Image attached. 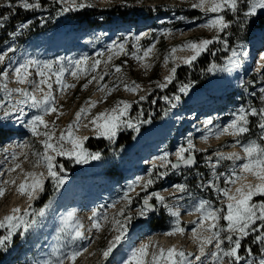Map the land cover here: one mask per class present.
<instances>
[{"label":"rangeland","instance_id":"rangeland-1","mask_svg":"<svg viewBox=\"0 0 264 264\" xmlns=\"http://www.w3.org/2000/svg\"><path fill=\"white\" fill-rule=\"evenodd\" d=\"M55 3L59 7L57 0H47ZM92 5L89 10H96L102 14V19H97L91 26L76 24L70 17L72 13L78 11H69L67 13H60L59 16L52 17L46 15L48 26L37 25L30 29L29 37L25 43H19L17 37L12 39L7 36V32L13 30V25L10 23L5 29H0V37H6L0 43V52H4L7 47H13L15 52L8 53L7 56L22 61L24 58H36L39 60H50L56 57H63V63L67 67L69 59H79L82 55H86L91 59H107L108 45L112 41L120 42L124 37H128V42L125 43V51L128 55L123 53L113 55L112 60L107 67L101 63L98 65L97 72L105 74L104 79L100 81V85L115 88L110 94L104 98V92L98 90L99 85L94 81L88 85L87 88L82 89V85L86 83L91 76L96 73H85L78 79H74L70 71L64 74V81L75 84L74 88H69L64 92L54 91L56 97V107L58 113L49 114L45 119L49 121H56L57 135L59 130L72 122L75 118V113L81 106H86L87 101H98L96 106L91 109L88 117H83L80 121L81 127L78 135L87 136L88 139L102 140L107 144L105 152H100L101 156L98 160H89L87 163L75 164L71 163L66 157H57L59 163L65 166H70L71 171H66L63 175L66 177L63 185L60 186L59 191L54 192L52 181L50 178H45V190L37 196L35 200L29 201L26 195H20L16 192V185L21 181L22 173L19 169L9 172L8 169L14 164L18 163L25 171H32V151L41 150L38 143V138H35L31 133L23 127L22 124H17L12 120L0 121V131L6 132V137L0 139V187L5 188L3 196H0V218L10 212L13 207H18L23 210L29 204L33 209H38L49 203L51 196V206L46 210L43 217H38V223L26 234L25 238L19 235L14 236L13 243L7 252L0 250V264H32L33 259H39L49 254L52 246L55 244V229L58 226V217L68 211H75L77 202L87 205L88 207H95L97 217L100 224V229L97 231L91 228V214L92 211L86 207L80 210L81 224L83 225L82 232L84 239L77 243L81 247V255L78 256L74 264H117L112 258L116 252L123 246H132L136 242L139 244L151 239L153 242L163 246V233L170 230L172 218L163 208V205H155V198L150 199L155 207L148 215L144 217L135 216V210L142 203L143 197L152 192H158L164 196L168 204L176 206L180 211V223L185 229L183 237L181 235L168 236V246L174 243H179L182 248L188 252H194L196 246L191 239V229L194 227L193 221L198 219V214L189 212L191 206L198 198L211 199L214 204L218 206L215 194L210 189L201 191L195 185L197 178L195 173L197 171L204 173L205 178L210 175V169L204 162L205 156H213L215 150L224 153L239 151V148H232L230 144L234 138L231 136H221L216 138L210 135L208 140L202 141L199 137L204 134L205 128L202 123L205 119L211 117L213 124L209 127L215 129L217 125L226 124L230 119V113L238 108L241 104L248 106L251 104L254 107H260L259 103V89L264 87V61L260 60V55L264 52V22L258 26L257 18L261 17L264 21V12H260L257 16L250 18V24L242 31L237 30L233 25V30L230 32V38H237L235 43L243 44L248 52L247 57L242 59V67L246 64V68L241 70L242 78L235 84L222 85L219 82L222 80L224 73H205L204 82L197 87L191 86L187 94L178 93L177 79L184 78L185 70L194 66H200L204 63V57L209 53H202L191 66L182 63L177 64V73L171 83L163 90L156 87L157 82H163V77L168 74L172 67V61L164 64V55L158 51V40L163 38L166 44L172 47L180 45L188 40H196L202 38H210L214 35L208 29L199 28L197 25L203 23L204 20L190 21L189 15L183 12L192 9L190 7L194 0H86ZM4 0H0V5ZM122 6L120 11L121 17H109L113 13L116 6ZM143 7H160L162 14L155 15V11H151L149 18L148 11ZM81 10V9H79ZM199 11V10H198ZM184 17L183 20H178L177 17ZM44 17V16H43ZM162 28H172L173 32L165 36L161 31ZM103 33V35H100ZM141 33L147 35L140 36ZM100 36L99 40L94 39L95 36ZM140 36L138 41H134L133 37ZM135 42L139 49L147 48L153 45L152 52L145 58L144 63L149 67L145 69L140 62L136 61L132 56L134 49L132 43ZM146 42V44H144ZM255 45H259L261 51H252ZM217 44L210 45L212 51H216ZM228 50L219 51L214 58L218 59L220 54L226 53ZM230 51V50H229ZM178 52L175 55L178 57ZM143 55L142 51L137 53ZM202 61V62H200ZM126 62V63H125ZM252 63V68L249 71V65ZM120 65L121 72L116 73L114 66ZM7 66V57L5 63L0 64V71ZM34 73L33 69H30ZM157 75L155 79L154 76ZM35 76L33 75V77ZM54 79V78H53ZM219 81V82H218ZM137 83L141 85V90L135 94L126 91L123 87L125 83ZM8 88H14L17 85L9 75L6 81ZM176 88V93L180 95V100L176 103V107H172L162 97L173 96V91ZM55 89V85H54ZM252 93H256L252 96ZM146 95L144 101L139 100V96ZM3 93H0V98ZM15 96H13V101ZM124 100L131 104L128 110V118H136L138 112H147V118L151 123L141 124L140 131H134L130 128H121L117 131L114 141H109L104 137L94 135L92 129L85 128L83 125L88 123L92 115L106 108H111L117 101ZM160 101V107L154 112L156 103L153 101ZM143 103L145 107L137 106ZM137 106V107H136ZM167 114H165V110ZM26 113H35V110L25 108ZM149 113L151 115L149 116ZM2 115V112H0ZM143 119V118H142ZM258 118H251L255 121ZM252 127V132L249 134L255 138L256 129ZM160 131L157 133L159 138L156 141H147L141 145H137L135 141L139 140V136L147 131ZM125 132H132L133 137L130 143L117 147V141L120 134ZM191 134V138L195 144V156L198 165L189 171L186 168L169 171L167 176L158 178L153 176L154 183L147 189L141 190L139 187L134 192L129 193L132 197V204L128 207L131 209L132 219L128 224L129 231L121 239L120 244L113 249L107 259L102 257V249L107 247V243L112 239L116 233L113 231L111 221L121 207H125V201L122 199L127 185L131 181H135L138 177L145 179L149 176V169L152 168V163L146 161L142 166L135 165L136 158L140 154L145 156L152 155L151 153L158 150L160 156L164 151L174 153L175 149L185 143V138ZM248 136H245L247 139ZM136 141V142H137ZM132 142L134 145H131ZM153 142V143H152ZM152 143V144H151ZM18 144L28 145L27 147H17ZM37 144V145H34ZM138 146H136V145ZM148 144V145H147ZM71 147V145H68ZM7 149V151H3ZM87 149V148H86ZM88 150V149H87ZM89 152H93L88 150ZM15 153L17 159L13 161L12 154ZM27 153L28 159H25L24 154ZM141 156V155H140ZM169 159L174 161L175 156L170 155ZM213 156V160H214ZM230 161H222L217 166L218 171H226L230 167ZM36 171H44L42 168L35 169ZM165 171V168L160 167V162H156V168L153 172ZM187 178V179H185ZM15 179L16 185H5V180ZM223 178H221V186ZM249 181H255L249 176ZM173 183H186L188 185V192H192L193 196L189 197L187 192H174L171 185ZM45 199V202H41ZM264 200V196L257 195L253 197V201L259 203ZM41 204V205H40ZM128 212H125L127 215ZM188 215V219L185 216ZM107 219H104V217ZM119 218V217H117ZM165 223L164 228H154L153 225ZM259 226V222H257ZM91 229V230H89ZM0 234H3V229H0ZM188 234V235H187ZM254 233L244 238L243 242H250ZM225 245L227 242H224ZM137 244V246L139 245ZM257 249L259 244H254ZM209 245L208 250L212 249ZM86 249V250H83ZM254 254V253H253ZM256 255V254H254ZM244 256V255H241ZM194 258V257H193Z\"/></svg>","mask_w":264,"mask_h":264},{"label":"snow or ice","instance_id":"snow-or-ice-1","mask_svg":"<svg viewBox=\"0 0 264 264\" xmlns=\"http://www.w3.org/2000/svg\"><path fill=\"white\" fill-rule=\"evenodd\" d=\"M62 5L57 9V14L76 11L79 9L91 8L92 5L86 0H57ZM41 0H4L0 5V9L7 11L0 12V29H5L16 15L17 9L24 12L35 11L41 9ZM190 7L198 9L203 13V23L198 24L199 28L208 29L213 32L210 38H202L199 40H188L184 43L174 46L164 56V64L167 65L169 60L172 61V67L168 74L163 77V82H157L156 87L163 90L171 83L177 73V64L191 66L202 53L211 52L214 57L216 52L230 49L227 55L223 57L222 63L211 62L206 69L202 71L207 73H231L241 66L242 59L247 57L248 52L243 44L231 43L230 32L231 26L235 25L237 30H244L250 24V18L257 16L260 12H264V0H194ZM231 15L232 19L227 16ZM178 20H183L184 17H177ZM43 23V21H41ZM32 24L31 20L21 21L13 25V30L7 32V36L15 39L24 30L29 29ZM161 31L165 36L173 32L172 28H162ZM100 35H103L101 33ZM147 35L141 33L140 36ZM140 36L133 37L134 41H138ZM94 39L99 40L100 36H95ZM128 42V37H124L122 41H112L108 45V57L105 60L91 59L86 55H82L79 59H69L67 67H65L63 57H56L50 60H39L36 58H24L22 61L7 56L8 53L15 52L13 47H7L4 52H0V64L5 63L7 57V66L0 71V93L3 97L0 98V121L12 120L17 124H22L28 129L31 135L38 138V143L41 150H33L32 171H25L20 164L16 163L8 169L13 172L19 169L22 173V179L16 185L15 179L5 180L4 184L16 185V192L20 195H26L29 201L35 200L39 193L45 190V178H50L52 181L53 191H59L60 186L64 184L66 177L65 165L57 161V157H66L71 163L82 164L89 160H98L101 156L99 151L89 152L84 147V141L87 136L78 135L81 127V119L88 117L92 108L96 106L98 101H87L86 106H81L75 113V118L72 122L59 130L55 127L56 121L45 119L49 114L58 113L56 107V97L54 91L64 92L69 88H74L76 85L64 81V74L70 71L74 79L80 78L85 73L91 72L96 75L82 85V89L94 81L99 85L98 90L108 94L115 88L100 85V81L104 79L105 74L97 72L98 65L103 63L106 67L112 60L113 55L123 53L125 51V43ZM217 44L216 51H212L209 46ZM153 45L147 48L139 49L137 43H132V56L147 69L149 65L144 63L152 52ZM139 51L143 55H138ZM177 51H189L187 56L177 57ZM260 60L264 61V54L260 55ZM126 63V62H125ZM264 67V64L260 65ZM34 70V73L30 71ZM114 71L121 72V66L115 65ZM11 75L15 84L14 88H8L6 81ZM35 76V78H31ZM54 78V79H53ZM55 85V89H54ZM126 91L136 93L141 90V85L135 82L123 85ZM191 87V81L188 83H180L177 86L178 93L187 94ZM259 101L262 106L254 107L248 104L247 107L241 104L238 108L230 113L231 119L226 123L217 125L215 129L209 127L213 124L211 117L202 121L205 132L199 138L202 141H207L210 135L216 138L221 136H231L234 138L230 144L232 148H239V151L224 153L219 150L213 152V156H205L204 162L210 169V175L205 178L204 173L197 171L196 187L201 191L210 189L215 194L218 206L211 199L198 198L191 206V215L193 212L198 214V219L193 221L194 227L191 229V239L196 246L195 253L186 252L182 247L175 245L167 248L160 246L151 239L140 243L138 246H132L126 253V257H122L119 264H264V200L256 203L253 197L260 195L264 196V87L259 89ZM255 96L256 93H252ZM13 96L15 100L13 101ZM146 95L139 96L140 101L146 99ZM172 107H176V103L180 100V95L173 94L162 97ZM155 103V101H153ZM131 104L127 101H117L111 108H106L103 111L92 115L85 128H91L94 135L104 137L111 141L115 140L117 131L121 128H130L134 131H140L141 124L151 123L150 119H142L143 111L138 112L136 118L124 119L128 116V110ZM25 108L35 110V113H26ZM169 109L165 110L167 114ZM151 113H149V116ZM251 118H258L255 121ZM256 129L255 138L249 135L252 132V127ZM248 136L245 139V136ZM71 145V147H68ZM28 145L18 144L17 147L24 148ZM3 151H7L4 149ZM195 144L191 138V134L185 138V143L178 146L174 153L164 151L160 156L155 157L152 163V168L149 169L147 179L138 177L135 181L128 183L124 191L122 199L125 201V207H121L111 221L113 231L116 233L112 239L108 241L107 247L102 249V257L107 259L113 249L120 244L121 239L125 237L129 231L128 224L132 219L131 209L128 207L132 204V197L129 193L134 192L137 187L141 190L147 189L155 181L153 176L163 178L167 176L169 167L171 170H179L183 165L186 169H191L196 164ZM170 155L175 156V160L169 159ZM25 159H28L27 153L24 154ZM12 159H17L16 154H12ZM156 161L160 162V167L165 168V171L153 172L156 168ZM222 161H230V167L226 171H218L217 166ZM42 168L44 171H36L35 169ZM249 176L255 183L249 181ZM221 178L223 186H221ZM187 179V178H185ZM174 192H187L189 197L193 196L192 192H188L186 183H173L171 185ZM5 192L4 187H0V196ZM155 198V205H163V208L172 218L170 230L165 231L163 235H184L185 229L180 223L179 208L170 205L158 192L146 194L143 197L142 203L135 210V216L144 217L153 210L155 205L150 203V199ZM51 196L49 203H45L43 207L33 209L29 204L23 210L18 207H13L8 214L0 218V229H3V234H0V250L7 252L13 243L14 236L19 235L25 238L26 234L38 223V217H43L46 210L51 206ZM128 212L125 215V212ZM97 217V211L93 209L90 220L91 228L97 231L100 229V224ZM119 217V218H117ZM104 219H107L105 216ZM58 226L55 229V244L49 254L39 259H33L32 264H74L76 258L81 255V247L78 241L84 239L82 232L83 225L79 220L75 219V212L68 211L58 217ZM259 222V226H257ZM91 230V229H89ZM250 233L255 235L251 239L252 244H259L258 249H252L249 246L243 245L244 238L250 236ZM227 242L225 245L224 242ZM209 245L212 249L208 250ZM86 250V249H83ZM240 251L245 253L240 255ZM256 253L254 255L253 253ZM194 257V258H193Z\"/></svg>","mask_w":264,"mask_h":264},{"label":"trees","instance_id":"trees-1","mask_svg":"<svg viewBox=\"0 0 264 264\" xmlns=\"http://www.w3.org/2000/svg\"><path fill=\"white\" fill-rule=\"evenodd\" d=\"M41 4H42L41 9L35 10V11L24 12L20 9H17L16 15L12 18V20L10 22L11 25H15V24H17L21 21H25V20H31L32 21V24L30 25L29 29L24 30L17 37L19 43H25L27 41V39L29 37L28 31L30 29L37 27V25H45L46 24V26H48V23H47L48 20L42 19V18H46V15H50L52 17L60 15V14H57V9L60 7L58 5H56L55 3L49 2L47 0H41ZM122 6L123 5L114 7V9H113L114 11H113V13H111L109 15V17L116 16V17L120 18L121 17L120 11L122 10ZM143 9L148 11V15L145 18H149L150 16L153 15V14L151 15V11H155V15L163 13L162 10H159L160 7H154V8L153 7H143ZM3 11H7V9H0V12H3ZM183 13L187 16L189 15L190 21L203 20V13H201L198 10H188V11H184ZM227 18L232 19L231 15H228ZM70 19L76 24L91 26L92 23L95 22L97 19H102V14L98 13V11H96L95 9L94 10L81 9V10H78V11L72 13ZM41 21H43V23H41ZM263 22L264 21L261 17L257 18L258 26L262 25ZM232 30H233V26L230 27L229 32H231ZM5 39H6L5 36L0 37V43H2L3 40H5ZM196 40H199V38ZM237 40H239V39L230 38V44L235 43ZM144 44H146V42H144ZM171 48H172V46L166 44V41L163 38L158 40V51L162 55L167 54ZM229 50L230 49H228V51ZM228 51L224 54H220L218 56V59L214 58L211 55V52H209L204 57V59H203L204 63L201 65V67L200 66H194L188 70H185V72H186L185 77L184 78L179 77L177 79L176 85L178 86L180 83H188L189 81H191V86H193V87L200 86L205 80V73H206L202 70L206 69L207 65L213 61L216 63H222L223 57L225 55H227ZM216 55H217V52H216ZM200 62H202V61H200ZM154 78L156 79L157 75H155ZM173 93L174 94L176 93V88L174 89ZM155 103H156V106L154 107V112L156 113L155 110L158 107H160L161 103L158 100H156ZM145 105H146V103L145 104H143V103L137 104V106H141V107H145ZM259 105L262 106L260 103H259ZM147 115H148L147 112H144V116L142 118L146 119ZM5 137H6V132L0 131V139H3ZM132 137H133L132 132H125V134H123V133L120 134L119 140L117 141V147H121L123 145L130 143ZM34 145H37V144H34ZM85 146L88 150H91L93 152L99 151V152L103 153L106 150L107 144L102 140L89 139L86 142ZM65 169H66V171L72 170V168L70 166H67V165L65 166ZM43 202H45V199L41 202V204H43ZM153 227L157 228V229L164 228L165 223L163 222V223H159L157 225L155 224V225H153ZM243 245L249 246L254 250L257 249V247L251 243V241L250 242H243ZM254 254H256L255 251H254ZM240 255H245V253L243 251H240Z\"/></svg>","mask_w":264,"mask_h":264},{"label":"bare ground","instance_id":"bare-ground-1","mask_svg":"<svg viewBox=\"0 0 264 264\" xmlns=\"http://www.w3.org/2000/svg\"><path fill=\"white\" fill-rule=\"evenodd\" d=\"M258 51H261V49H258ZM256 52H257V50H256ZM190 54V52L189 51H180V52H178V57H182V56H187V55H189ZM262 54H264V52H262ZM243 68H242V65L238 68V69H236V70H234L233 72H231V73H224V76H223V78H222V80L219 82L220 84H222V85H228V84H235L236 82H238L241 78H242V74L240 73L241 72V70H242ZM156 132H160V131H158V130H154V131H152V132H149V131H147L146 133H144V134H142V135H140L139 136V140L136 142L135 141V143H137V145H141L142 143H144V142H147V141H156L158 138H159V136L157 135V133ZM144 141V142H143ZM153 143V142H152ZM151 143V144H152ZM131 145H134V143L132 142V144ZM136 145V144H135ZM136 145V146H137ZM148 145V144H147ZM138 147V146H137ZM159 151H161V150H158V151H156V152H153V153H151L152 155H150V156H145L143 153L142 154H140L139 155V157H142V156H144V158L142 159V158H140L139 159V157H137L136 158V164L135 165H138L139 167L140 166H142L143 165V163H145L146 161H149V163L151 162V163H153V161H154V158L155 157H157V154H159ZM157 162V161H156ZM84 207H86L88 210H90V211H93V209H95V207L94 206H92V207H88L87 205H83L82 203H80V202H77L76 203V205H75V219H77V220H79L80 222H81V220L82 219H79L80 218V210L82 209V208H84ZM185 218L186 219H188V215L187 216H185ZM188 235V234H187ZM181 237H183V235H181L179 238H181ZM163 242H162V244H163V247H165V248H167V247H169L168 246V236H163ZM137 244H139L138 242H136L134 245H132V246H137ZM173 245H175V246H177V247H182V246H180V244L179 243H174ZM132 246H128V245H126V246H123V247H121L120 249H119V251L118 252H116V254L112 257V258H114V262L115 263H117V264H119V261L121 260V258L122 257H126V253H127V251L130 249V247H132Z\"/></svg>","mask_w":264,"mask_h":264},{"label":"water","instance_id":"water-1","mask_svg":"<svg viewBox=\"0 0 264 264\" xmlns=\"http://www.w3.org/2000/svg\"><path fill=\"white\" fill-rule=\"evenodd\" d=\"M196 157V156H195ZM198 165V161L196 159V164L194 165V167L192 169H194L196 166ZM181 168H185L183 165L181 166Z\"/></svg>","mask_w":264,"mask_h":264}]
</instances>
